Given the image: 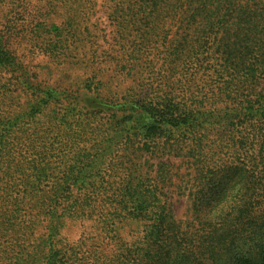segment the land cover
<instances>
[{
	"label": "rangeland",
	"instance_id": "rangeland-1",
	"mask_svg": "<svg viewBox=\"0 0 264 264\" xmlns=\"http://www.w3.org/2000/svg\"><path fill=\"white\" fill-rule=\"evenodd\" d=\"M226 1L0 0V264H264V0Z\"/></svg>",
	"mask_w": 264,
	"mask_h": 264
},
{
	"label": "trees",
	"instance_id": "trees-1",
	"mask_svg": "<svg viewBox=\"0 0 264 264\" xmlns=\"http://www.w3.org/2000/svg\"><path fill=\"white\" fill-rule=\"evenodd\" d=\"M176 1H177V4L179 5L180 10H182V12L185 13V14H189L191 12V10L198 11L200 13H202L203 11L204 12L219 11V10L227 7L229 5V3H230L229 1L227 2L226 0H175V2ZM234 5L240 6L236 2L234 3ZM198 6H200V8ZM207 6L211 7V9H209L208 11H205ZM212 15H213L212 17L215 18V16L218 15V14L214 13ZM197 16L198 15L194 14V18L197 17ZM228 42H229L228 41V37H226V38H223L222 43L216 45V47L221 46V49H220L221 50L220 60L223 63H225V65L223 66V68L225 70L227 69V65L230 63V62L227 61V60H230V58L226 56L227 51L229 50V48H227V47H229L228 44H227ZM246 52L249 53L250 51L244 50L243 54L245 55ZM256 56H260V55L257 54ZM256 56H253V57H250V58H256ZM7 58H0V64H2L4 61L6 62L8 60ZM259 94L260 93H257L256 91H250L249 92V96H250L249 100L250 101L252 100L251 96L252 95L254 96V100H252V104L249 107L250 110H252L253 105L256 104V102L259 101ZM260 95L262 96V98H264V96L262 94H260ZM143 110L145 111L146 109H143ZM154 122H155V120H153V122H151L150 124L152 125ZM125 143H126V141H125ZM55 217H56V215L54 214L53 218H55ZM169 217L171 219V216H169ZM63 219H65L64 216L63 217H57L56 218L57 222L55 223V225L53 223V235L55 237L59 234V230L63 226ZM160 228H161V226H160ZM166 232H170L171 233V231L169 229L161 230V233H160L161 246L162 245H167V243H173L174 244L176 242V240L174 239V238H176L175 235H172V234L169 235ZM174 245H176V244H174ZM211 248H214V247H209V249H211ZM209 251L213 252L214 250H209ZM162 253L163 252L161 251V254ZM181 253H182L181 255H183L185 258H190L192 255H194V252H191V250H189V249H185V252H181ZM236 254L237 253H233L230 250H228V251H225V252L221 253L220 254V258H225L226 257L227 259H231V258L235 259L236 258ZM29 264H34V259L32 260V263H29ZM42 264H68V263L66 262V260L61 259L60 256L58 255V253H55L54 251L52 253V251H50L49 254L47 255V257H45L44 263H42ZM135 264H136V262H135ZM144 264H151V263L144 262Z\"/></svg>",
	"mask_w": 264,
	"mask_h": 264
}]
</instances>
